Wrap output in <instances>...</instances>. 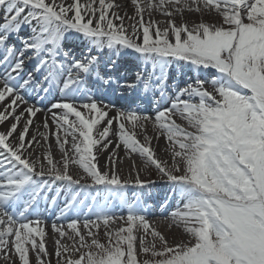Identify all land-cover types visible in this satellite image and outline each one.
<instances>
[{
    "label": "snow or ice",
    "instance_id": "obj_1",
    "mask_svg": "<svg viewBox=\"0 0 264 264\" xmlns=\"http://www.w3.org/2000/svg\"><path fill=\"white\" fill-rule=\"evenodd\" d=\"M130 3L125 25L115 0H0V259L264 264V0ZM186 11L199 22L177 23ZM38 136H54L59 159L51 144L42 158L28 151ZM161 137L171 163L151 146ZM121 146L144 159L134 178L117 170ZM155 210L188 239L170 243ZM57 211L67 231L53 230L72 243L49 253L41 218Z\"/></svg>",
    "mask_w": 264,
    "mask_h": 264
},
{
    "label": "bare ground",
    "instance_id": "obj_2",
    "mask_svg": "<svg viewBox=\"0 0 264 264\" xmlns=\"http://www.w3.org/2000/svg\"><path fill=\"white\" fill-rule=\"evenodd\" d=\"M68 2H71V0H68ZM115 3L120 5V8L117 9V11H119L121 13V15H125V25H128L130 23H132L131 20H129L127 17L130 16H135V11H134V7L131 5L130 0H115ZM191 13H188L187 11L184 13L183 16H190ZM164 18H162V17ZM162 18V19H161ZM144 19L147 22L148 20H153V21H158L160 22L159 26L161 28H163L165 26V20H168V17L161 14L159 11H154L153 14L151 16L148 15V12L146 11L144 13ZM165 19V20H164ZM118 22V21H117ZM135 38V37H134ZM44 115L45 113H38L37 117L35 118V124L33 125L32 130L29 133V137H31L32 132L36 131L37 127H39V130L41 132L44 131L42 124H43V119H44ZM176 118V117H174ZM177 119V123L182 124L183 126H187L186 122L180 120L179 118ZM51 120H49V124L51 125ZM5 127H7L5 125ZM54 128V126H53ZM4 130L3 128H0V131ZM137 138L141 141L144 142V137H145V132L141 131L140 129H137ZM146 134L150 137H155L156 136V132L153 129V126L151 124L147 125V130H146ZM37 139L40 141V143L38 145H34L33 148H30L28 151L32 152L33 150H35V153L37 156H40L42 158L43 154L48 150V145L51 144V151L53 153V159L57 160L59 159V157L61 156L60 150L58 148V146L56 145L55 142V138L54 136H50L48 142H45L41 137H37ZM113 140H115V137H112ZM69 140H71V138H69ZM166 139L161 137L159 140L153 138L151 141V146L154 148L155 153L157 155L158 158H160L161 160L164 161H168L169 163H171L170 160V156L169 154L165 151V147H166ZM112 151V146L109 147V149L107 151H105L103 153V155H101L99 157V164L98 166L101 168V170H105L106 168V164H105V160L106 158L109 156V153ZM117 156V170L120 172L121 176L123 178H128L129 174L131 172V176L132 178L135 177L136 175V170L139 168L143 167L144 164V159L139 155V154H128L127 151L123 148V146H121V148L117 151L116 153ZM36 158V157H33ZM135 161L136 164V168H132V162ZM151 167V171H152V179H156V170L154 168V166H150ZM70 172L71 174H73L74 176H78V174L83 175V172L81 169H79L78 165H70ZM148 177L141 172V179H147ZM134 189L132 188V186H129V192L131 193V191H133ZM121 215H126V211H121L120 213ZM58 211L56 213L53 212H49L46 215H43L41 218V227L45 228L46 231V236H45V243H46V248L48 250L49 253H54V241L55 240H61L62 244H68L71 245V241L68 240L67 238H61L59 236L58 233H56L53 230V223H56L57 225H65V230L66 229V220H58ZM167 215V214H165ZM149 219L150 224L151 223H155V226L157 227V230L161 231L162 234H164L169 240H173V236H175V238L177 240L183 239V240H187L188 236L187 234L183 233V227H175L173 226L171 228V230H169L168 228V224L170 223L169 220L165 219L163 216H161L159 214L158 210H155L153 212V214L149 215L147 217ZM30 219H35V217H30ZM35 226V225H34ZM118 224H114L113 228L118 227ZM81 230L83 231V228L81 227ZM71 234V233H70ZM39 239V238H37ZM33 258L36 260V256L34 253H32ZM45 259L48 260H53L56 259V256L53 254L50 257H45ZM0 264H3V260L0 259ZM16 264H19V260L17 259Z\"/></svg>",
    "mask_w": 264,
    "mask_h": 264
},
{
    "label": "rangeland",
    "instance_id": "obj_3",
    "mask_svg": "<svg viewBox=\"0 0 264 264\" xmlns=\"http://www.w3.org/2000/svg\"><path fill=\"white\" fill-rule=\"evenodd\" d=\"M162 17V16H161ZM162 18H164V17H162ZM161 18V19H162ZM175 19H176V22L177 23H181V21L183 20V21H187V22H189V23H192V22H199V20L201 19V17H200V15L198 14V13H195V12H192L191 14H190V16H183V17H181L180 15H177L176 17H175ZM213 19H215V17L214 16H208V15H205V16H203V20L204 21H212ZM165 20V19H164ZM167 20H165V22H166ZM78 175H81V174H78ZM98 238L102 241V242H104L105 241V236H104V232H103V229H101L100 230V232L98 233ZM169 242L171 243L172 241L171 240H169ZM141 259H143L144 257H140ZM30 260H31V264H37V262H36V260L33 258V256H32V252H31V250H30ZM56 260H57V257H56V259H53V260H51V264H56Z\"/></svg>",
    "mask_w": 264,
    "mask_h": 264
}]
</instances>
